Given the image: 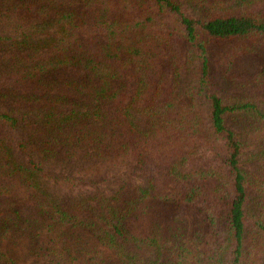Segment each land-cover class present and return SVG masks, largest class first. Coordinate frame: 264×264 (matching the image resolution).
Returning <instances> with one entry per match:
<instances>
[{
  "label": "trees",
  "instance_id": "trees-1",
  "mask_svg": "<svg viewBox=\"0 0 264 264\" xmlns=\"http://www.w3.org/2000/svg\"><path fill=\"white\" fill-rule=\"evenodd\" d=\"M262 52L264 0H0V264H264Z\"/></svg>",
  "mask_w": 264,
  "mask_h": 264
},
{
  "label": "rangeland",
  "instance_id": "rangeland-1",
  "mask_svg": "<svg viewBox=\"0 0 264 264\" xmlns=\"http://www.w3.org/2000/svg\"><path fill=\"white\" fill-rule=\"evenodd\" d=\"M212 48L210 50V61H211V68L214 71V68H216V71L218 72L219 68L216 64V59L218 58V56L221 54V51L227 47V44L225 42H214L213 44H211ZM218 55V56H217ZM217 56V57H216ZM263 52L261 55V59L263 58ZM260 60V56L254 55V54H249L247 56L244 57H240L238 58L236 61V63L234 64L233 68L237 69V70H243V73L246 72L254 63V62H259ZM264 67V65H263ZM255 68V67H254ZM264 69V68H263ZM194 209L192 208H188L185 210L186 213H188L189 215H194ZM193 217V216H192ZM22 258L19 259L20 264H31L32 262V258H27L24 256H20ZM24 257V258H23Z\"/></svg>",
  "mask_w": 264,
  "mask_h": 264
}]
</instances>
